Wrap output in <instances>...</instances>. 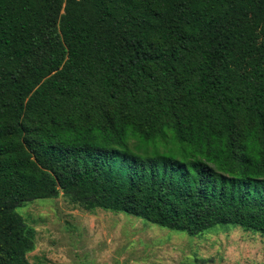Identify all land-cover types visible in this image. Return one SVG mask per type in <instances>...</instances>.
Instances as JSON below:
<instances>
[{
  "label": "trees",
  "instance_id": "obj_1",
  "mask_svg": "<svg viewBox=\"0 0 264 264\" xmlns=\"http://www.w3.org/2000/svg\"><path fill=\"white\" fill-rule=\"evenodd\" d=\"M60 194L264 234V0H0V264Z\"/></svg>",
  "mask_w": 264,
  "mask_h": 264
},
{
  "label": "rangeland",
  "instance_id": "obj_2",
  "mask_svg": "<svg viewBox=\"0 0 264 264\" xmlns=\"http://www.w3.org/2000/svg\"><path fill=\"white\" fill-rule=\"evenodd\" d=\"M18 212L36 232L31 264H264V234L236 225L191 236L124 213L87 211L63 194Z\"/></svg>",
  "mask_w": 264,
  "mask_h": 264
}]
</instances>
